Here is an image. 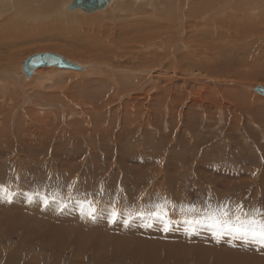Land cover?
I'll use <instances>...</instances> for the list:
<instances>
[{"label": "rangeland", "instance_id": "1", "mask_svg": "<svg viewBox=\"0 0 264 264\" xmlns=\"http://www.w3.org/2000/svg\"><path fill=\"white\" fill-rule=\"evenodd\" d=\"M86 12L89 18H99V12ZM117 24L116 18L104 20L99 30ZM93 29L83 27L75 34L86 39ZM63 31V39L55 31L25 35L22 50H55L78 62L88 59L80 61L73 32ZM112 36L117 39V32ZM59 41H73L76 47L52 49ZM237 42L233 49L224 47L226 53L213 50L212 59L230 58L213 80L195 75L194 83L185 84L195 89L194 84L205 79L203 84L210 86L198 108L178 102L177 112L163 118L166 111H159L151 100L129 113L133 106L128 101L150 91L144 86L123 97L119 107L110 100L111 107L98 113L96 107L110 94L112 81L101 85V95L95 83L110 76L105 71L115 72V79L121 73L114 66L108 69L88 61L84 77L56 75L64 92L51 90V84L42 88L49 109L59 106L53 113L44 109L46 121L53 117L57 123L53 130L41 132L37 119L24 125L26 113L18 119L16 111L9 131L3 124L0 133V264H264V246L258 241L221 232L208 222L189 223L212 214L232 219L241 209L264 212V95L254 88L264 86V59L263 66L255 62L264 55V39L254 40L250 52ZM160 72L151 76L158 85L155 92L163 101L169 98L171 106L186 88L167 92ZM63 95L83 96L90 103L73 112ZM97 113L106 140L83 137L82 130L89 133L99 123L95 118L88 122L87 116ZM141 114L147 125L138 120ZM162 118L169 124L167 133ZM120 131L125 134L114 135ZM174 158L185 163L176 164ZM157 212L163 218L153 215Z\"/></svg>", "mask_w": 264, "mask_h": 264}, {"label": "bare ground", "instance_id": "2", "mask_svg": "<svg viewBox=\"0 0 264 264\" xmlns=\"http://www.w3.org/2000/svg\"><path fill=\"white\" fill-rule=\"evenodd\" d=\"M72 1L0 0V133L4 125L8 126L9 131L10 123L13 121V117L15 118L16 111L18 112V119L23 118L25 113V116H29L24 120V125H28L27 121L29 120L37 119L38 124L40 125L41 123V132L44 133L45 129L46 132L53 130L57 123L52 121L53 117L51 120L46 121L44 109L48 111L49 107L44 101L45 92H42V88L45 86L48 88L51 84L52 86L55 85L53 89L50 87L51 90L64 92L63 84L55 80L56 75L59 73L71 75L72 73L76 78L84 77L87 75L86 71L88 70L85 69L84 62L88 61L99 62V66H106L105 68L108 69H110V66H114L117 72L121 73L115 79V72L105 71L110 76L102 82L97 81L95 83L97 84L95 89L101 95L105 90L104 86L101 85L105 84L109 78L112 81V85L109 87L110 94L104 101H100L97 107L95 106L96 109H99L97 110L99 111L98 113L111 107V105H108L110 100L115 102V105L113 104L115 107H119L123 97L144 86L151 88L150 91L138 94V96L128 101V104L133 106L129 107V113L132 110L137 112L144 102L151 100L157 104L159 111L163 109L166 111L163 114V118L169 114L174 115L177 112L175 105L178 102L182 107L186 103L188 105L195 104L197 107L202 104V99L206 98V91L210 86L203 84L205 79L200 80L201 84H194L196 86L195 89H192L191 85L185 86V84L187 82L190 84L194 83L192 76L195 75H201L213 80L220 68L229 64V57L223 59L216 55L217 59H212L214 57L213 50L216 48L219 52L223 51L226 53L224 47L233 49L232 47H236L238 39L240 44L245 46L243 48H248L247 52H250V44L254 40L264 39V0H108L102 8L91 10L99 12V18L96 17L95 19L89 18L91 13L88 14L86 12L89 10L69 7ZM237 1L242 2L244 7L240 3H235ZM115 18L117 19V25L105 26L106 28H103V31L100 32L99 27L102 26L104 20L113 22ZM83 27H96V29H93V32H89L92 36L84 39L75 34L82 32L81 28ZM65 28H70V32H73L71 34L75 45L81 51L80 61L89 58L78 62L74 57L69 58L61 52L48 49L50 51H40L38 53L60 54L71 67L39 65L30 72L26 71L24 69L25 61L30 56L38 53L22 50L26 43L25 35L37 34L40 31H55V34L63 39V29ZM114 32H117V39H113L112 34ZM252 32L256 33L251 34ZM75 35L79 38H76ZM205 40L208 45L203 46ZM16 44L21 45L17 46ZM75 45L73 41L69 44L59 41L54 43L52 49H73V47H76ZM208 46L209 48L207 49ZM193 55L200 59L204 57L208 61H201L197 58L192 59L191 56ZM234 55L239 56V53L236 51ZM250 55L248 53L246 57ZM260 56L256 57L255 62L259 64L258 62L261 61L259 65L263 66L264 55H262L261 59ZM123 58H126L127 61L124 62ZM234 60L236 59L233 57ZM95 65L93 64L92 67ZM155 70H159L161 71L160 73L165 75L162 79V87L168 88L167 92L171 91V89L175 91L177 88L183 91L186 88L183 95L174 98L171 106L167 104L169 98L162 96L164 100L166 99L163 101L159 97L161 95L155 92L158 85L156 86V83L151 79ZM34 83H36L35 89ZM125 83L132 84L125 86ZM256 87L254 88L256 89ZM261 87L264 88L263 85ZM39 91L42 94L37 95ZM260 94L264 95V93ZM63 97V100L65 99L66 102L74 106L73 112L78 111L79 107H87L86 105L90 103L83 96L76 99L68 98L65 95ZM56 107L59 106H50L49 110L52 112ZM122 113L127 114L126 112ZM142 117L143 115L141 114L138 120H142V124L147 125L148 121H144V117ZM93 118L99 120V123H94L89 133L86 130H82L83 137L85 138L87 135L94 139L106 140V130H101L99 127V114L96 117L87 116V121L89 122ZM163 118L161 119L162 129L167 133L169 124ZM18 122L21 123L22 121L18 120ZM130 122L132 125L133 120ZM178 125L179 123L176 124L175 129H177ZM125 126H123V130L127 133L129 132L128 135L131 136L132 132ZM16 130L18 131L19 129L16 128ZM125 132L120 131L114 135L120 136L122 134L123 136ZM172 133L174 134L175 132L173 131ZM110 137L112 136L110 135ZM173 160L176 164L178 163L176 160L185 163L183 158L182 160L176 158ZM189 163L186 165H189ZM129 239H132V237ZM107 244H111V240ZM201 252L204 251L201 250ZM195 255L198 254L196 253ZM146 257L149 258L148 256Z\"/></svg>", "mask_w": 264, "mask_h": 264}, {"label": "snow or ice", "instance_id": "3", "mask_svg": "<svg viewBox=\"0 0 264 264\" xmlns=\"http://www.w3.org/2000/svg\"><path fill=\"white\" fill-rule=\"evenodd\" d=\"M94 211V210H93ZM241 215H236L232 219H220L216 214L209 215L201 220L190 221L189 223L202 224L208 222L212 227L218 228L221 232H228L239 237L258 241L264 246V212L253 209L251 212L240 210ZM160 216V213H153ZM221 215L228 216L227 212L221 210ZM160 218H163L160 216Z\"/></svg>", "mask_w": 264, "mask_h": 264}, {"label": "water", "instance_id": "4", "mask_svg": "<svg viewBox=\"0 0 264 264\" xmlns=\"http://www.w3.org/2000/svg\"><path fill=\"white\" fill-rule=\"evenodd\" d=\"M108 0H73L69 7H78L82 8L83 10H95L102 8L103 5ZM39 65H58L60 67H71L67 60H65L64 57H62L60 54L57 53H38L36 55L30 56L25 61L24 69L28 72L32 71L34 68L38 67ZM257 91L259 93H264V88L261 86L256 87Z\"/></svg>", "mask_w": 264, "mask_h": 264}]
</instances>
